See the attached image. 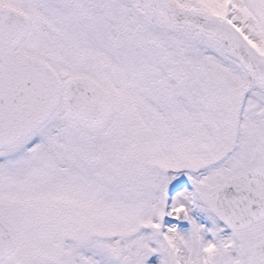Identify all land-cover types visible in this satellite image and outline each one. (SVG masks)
<instances>
[{"label":"snow or ice","instance_id":"1","mask_svg":"<svg viewBox=\"0 0 264 264\" xmlns=\"http://www.w3.org/2000/svg\"><path fill=\"white\" fill-rule=\"evenodd\" d=\"M0 264H264V0H0Z\"/></svg>","mask_w":264,"mask_h":264}]
</instances>
